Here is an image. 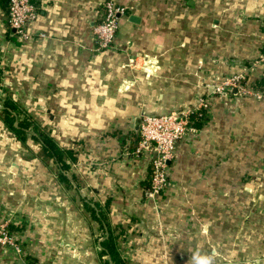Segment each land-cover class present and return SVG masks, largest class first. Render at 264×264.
<instances>
[{"label":"crops","instance_id":"1","mask_svg":"<svg viewBox=\"0 0 264 264\" xmlns=\"http://www.w3.org/2000/svg\"><path fill=\"white\" fill-rule=\"evenodd\" d=\"M105 1L34 0L22 40L0 0V102L67 165L29 132L18 140L0 112V224L19 247H0V264H102L98 212L124 264H195L197 254L264 264V98L206 87L241 73L245 88L264 90V62L253 65L264 55V0H112L125 13L100 51L93 27ZM200 99L208 106L176 143L168 187L148 199L137 119Z\"/></svg>","mask_w":264,"mask_h":264},{"label":"built area","instance_id":"2","mask_svg":"<svg viewBox=\"0 0 264 264\" xmlns=\"http://www.w3.org/2000/svg\"><path fill=\"white\" fill-rule=\"evenodd\" d=\"M125 13V7L106 0L102 19L93 27L96 50L111 47L119 27L120 16ZM37 16L34 0H8L7 23L14 35L22 40H28L30 34L27 24ZM258 62H264V55ZM241 73L226 76L207 82V88L212 94H223L237 89L240 93H250L254 98H264V90H252L242 85ZM208 100L200 99L196 109L190 107L178 108L162 114L144 113L139 126V138L134 150L136 157L149 156L150 185L145 190L148 199L154 200L169 185L168 162L172 159L176 143L195 130L190 120L191 113L201 115V109L207 108ZM0 247H8L19 251L14 235L9 231L7 223L0 224Z\"/></svg>","mask_w":264,"mask_h":264},{"label":"trees","instance_id":"3","mask_svg":"<svg viewBox=\"0 0 264 264\" xmlns=\"http://www.w3.org/2000/svg\"><path fill=\"white\" fill-rule=\"evenodd\" d=\"M0 112L2 114L3 123L9 128V130L14 132L18 140L24 141L29 132L31 137L40 143L45 156L51 157L57 164L61 163L62 167L67 166L63 159V151L56 147L52 141L48 140L44 134L37 131L35 132L34 130L29 131L30 122H28L26 118L18 117L19 113L16 111L15 106L10 100L4 101ZM14 122H16L17 125H14ZM59 174L62 176L61 173ZM89 208L94 212H98L97 208H99V205H96V207L89 205ZM96 217L102 227L107 229V236L99 243V253L102 257V264H110V262H112V264H124L118 255L115 236L107 228L105 216L101 214V212H98Z\"/></svg>","mask_w":264,"mask_h":264},{"label":"clouds","instance_id":"4","mask_svg":"<svg viewBox=\"0 0 264 264\" xmlns=\"http://www.w3.org/2000/svg\"><path fill=\"white\" fill-rule=\"evenodd\" d=\"M205 231H207V226H205L204 228ZM195 264H212V258L210 256L207 255H195L193 257Z\"/></svg>","mask_w":264,"mask_h":264},{"label":"water","instance_id":"5","mask_svg":"<svg viewBox=\"0 0 264 264\" xmlns=\"http://www.w3.org/2000/svg\"><path fill=\"white\" fill-rule=\"evenodd\" d=\"M131 19H132V21H136V20H137V17H136L135 15H132V16H131ZM140 121H141V119H137V122H136V127H138V126H139V124H140Z\"/></svg>","mask_w":264,"mask_h":264},{"label":"rangeland","instance_id":"6","mask_svg":"<svg viewBox=\"0 0 264 264\" xmlns=\"http://www.w3.org/2000/svg\"><path fill=\"white\" fill-rule=\"evenodd\" d=\"M1 102H0V107H1ZM29 136L27 135V140H29L30 141V138H28ZM41 152V151H40ZM38 153H39V150H38ZM84 190V189H83ZM98 251H99V248H98ZM104 258V257H103Z\"/></svg>","mask_w":264,"mask_h":264}]
</instances>
